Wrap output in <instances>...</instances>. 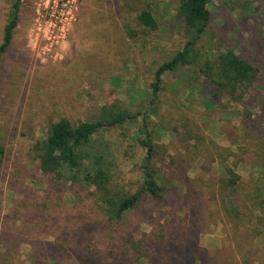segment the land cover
Wrapping results in <instances>:
<instances>
[{
    "label": "rangeland",
    "instance_id": "374dc122",
    "mask_svg": "<svg viewBox=\"0 0 264 264\" xmlns=\"http://www.w3.org/2000/svg\"><path fill=\"white\" fill-rule=\"evenodd\" d=\"M15 1L0 0V43ZM20 1L13 41L0 64V145L4 147L0 264H87L77 254L86 247L85 238L96 243L101 225L97 215L87 233L80 228L79 195L86 191L52 184L27 152L34 138L47 136L51 119L63 115L85 120L105 106L138 115L99 135L113 155L116 190L133 193L139 188V163L145 151L138 145L137 133L143 118L156 146L157 180L165 188L166 200L173 197L172 205H179L178 210L186 205L184 183L210 193L228 176L221 163L234 168L247 181L246 188L264 190L259 167L234 165L239 147L252 141L242 129L244 116H261L259 130L264 137V85L253 88L244 103L227 97L212 102L207 82L195 68L184 66L165 74L160 91L153 96L156 69L190 37L177 17L181 0H146L158 21L153 33L136 22L144 0ZM209 9V28L198 47L201 55L205 58L231 48L264 70V0H213ZM126 26L137 36H127ZM201 141L205 148L198 152L194 146ZM256 146L257 155L263 144ZM233 198L234 208L244 210L242 194ZM83 200L97 207L92 199ZM148 207L129 217L125 224L130 223L132 231H150V222L158 214L151 215ZM161 211L163 221L170 206ZM208 214L220 220L200 235V247L215 253L222 245L220 264L240 263L238 251L227 241L235 231L226 224L228 218H221L214 205Z\"/></svg>",
    "mask_w": 264,
    "mask_h": 264
},
{
    "label": "trees",
    "instance_id": "16d2710c",
    "mask_svg": "<svg viewBox=\"0 0 264 264\" xmlns=\"http://www.w3.org/2000/svg\"><path fill=\"white\" fill-rule=\"evenodd\" d=\"M20 2L16 0L9 11L10 21L4 27L0 43V64L13 41ZM212 2H179L177 17L188 28L190 37L180 50L156 69L152 83L154 97L161 89L163 76L184 66L195 68L198 76L207 82L213 91L212 102L227 97L230 102L244 103L253 88L264 85V70L257 61L237 54L231 48L205 58L199 52V44L211 21L209 6ZM136 22L150 33L158 29L155 13L146 0L141 3ZM125 30L127 36H137V32L132 31L130 26H126ZM137 116L112 106L102 107L96 115L85 120H73L63 115L51 119L53 122L49 125L46 137L34 138L28 146L30 160L35 162L44 177L50 179L49 182L70 184L86 191L85 195H79L83 213L79 222L85 233L92 227L93 216H98L101 225L94 236L96 243L91 244L85 238L86 247L81 248L77 254L81 261L87 264H220L222 245L216 248L215 253L200 247V235L220 220H214L208 214L209 208L214 205L219 215L222 214L221 218H228L226 224L235 230L231 235L228 234L227 241L238 251L242 260L236 264H264V190L251 185L246 188L247 181L237 175L234 168L221 163L228 176L219 180L210 189V193L195 190L193 184L184 183L187 190L186 208L178 210L179 205H172L175 201L173 197L166 200L165 188L157 180L158 171L154 166L156 146L145 118L137 133L138 145L145 151L139 163V188L133 193L114 188L113 155L99 135L103 130L123 125L127 120L137 119ZM72 121L80 122L75 124ZM244 121L242 129L246 137L252 140V147L240 146L234 165L239 162L251 164L254 168L259 167L264 175V156L261 155L264 153V137L259 130L263 119L248 114L244 116ZM212 143L217 147V144ZM254 143L263 144L259 148L260 154L256 155ZM194 147L200 152L201 147L205 148L204 142ZM3 154L4 147L0 145V156ZM225 160L226 157L222 162ZM180 180L184 182L183 177ZM239 189L242 191L239 192ZM237 193L243 197L244 210L241 211L232 205ZM207 194L212 201L208 200ZM86 197L95 201L97 207L83 203ZM143 206H149L151 215H158L150 222L151 229L147 234H138L131 230L128 225L130 223H125L135 213L145 210ZM165 206H170V211L160 221L161 209Z\"/></svg>",
    "mask_w": 264,
    "mask_h": 264
}]
</instances>
